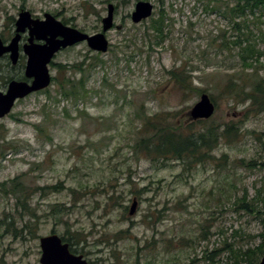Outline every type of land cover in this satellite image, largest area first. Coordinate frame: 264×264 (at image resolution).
<instances>
[{
    "label": "rangeland",
    "instance_id": "1",
    "mask_svg": "<svg viewBox=\"0 0 264 264\" xmlns=\"http://www.w3.org/2000/svg\"><path fill=\"white\" fill-rule=\"evenodd\" d=\"M136 1L0 0L4 43L14 31L8 17L15 19L21 9L39 18L48 12L95 33L108 3L115 7L106 52L85 42L61 49L48 66L56 80L18 99L0 118L7 143L0 147V183L16 177L29 190L23 209L9 184L0 185V264H39V238L50 233L75 234L74 253L89 264H217L228 259L225 242L242 249L260 242V218L240 208L238 199L254 203L259 190L262 200L254 204L264 207V111L245 97L264 77V55L255 67L243 64L233 43L237 31L222 13L237 0H148L152 14L134 23ZM161 13L165 26L155 36L151 21ZM258 14L247 15L246 33L264 51V17ZM25 62V55L15 64L0 57V90L8 76L24 77ZM80 62L88 93L65 99L57 80L78 79L70 66ZM173 69L180 80L169 73ZM202 92L213 97L215 109L201 124L189 110ZM144 116L173 126L192 124L193 130L237 123L239 135L219 139L213 158L193 165L151 161L134 150ZM239 159L253 164L246 167ZM48 185L56 190L41 189ZM133 198L137 207L129 215ZM213 250L212 262L204 256Z\"/></svg>",
    "mask_w": 264,
    "mask_h": 264
},
{
    "label": "trees",
    "instance_id": "2",
    "mask_svg": "<svg viewBox=\"0 0 264 264\" xmlns=\"http://www.w3.org/2000/svg\"><path fill=\"white\" fill-rule=\"evenodd\" d=\"M255 10H259V14L255 17H264V0H237L232 5L225 4L222 11L224 16H228L232 19L233 28L237 31V38L236 40H233V43L238 45L240 51L239 54L246 67H255L256 63L260 62V57L264 55V51L259 50L256 47L257 40L252 38L248 32L246 33V28H248V23L246 22L247 15L249 13L254 15ZM8 18L11 19L12 22L15 20L12 16H9ZM164 19L165 17L162 13L158 18L152 19L150 27L155 31V36L162 34L165 26ZM62 22L67 23V20L63 18ZM261 39L264 40V32L261 33ZM81 63L82 62L74 63L70 66L73 70L80 73L78 79H75V77H67L65 79L57 80L59 81L60 95L65 99H73L76 101L80 98H84L88 93L85 69L80 66ZM260 65L264 67V63L260 62ZM57 66L60 69L64 67L62 64H58ZM169 73L177 81L180 80L179 74L174 69L170 70ZM21 78L24 77L22 76ZM8 79H11V77L8 76ZM51 79L56 80V77L52 76ZM234 84L235 83H233V85ZM250 91L251 92L245 93V97L251 100L252 105H256L254 107L256 111H264V77L256 79V82L252 85ZM209 96L214 102L213 97L210 94ZM142 120L141 134L134 144V150L139 152L140 150L143 151L151 161L171 158L188 166L190 163L193 165L197 162H203L208 158H213L211 151L216 147L219 139L222 138L228 141H233V139L237 138L239 135V124L231 122L223 124L224 126H222L221 129L217 125L205 123L198 129L193 130L192 124L186 126H173L171 124L161 123L160 119L155 120L154 116H144L142 117ZM204 121L205 119H198V122L201 124ZM36 127L39 131H42L41 126ZM3 137L4 136H0V147L3 146V144H7ZM225 156V154L222 155L223 158H225ZM243 161V159H239V163L246 167L252 166L253 164V162L251 164L250 161H248V163H243ZM5 183L9 184L8 191L15 195L17 203H20L23 209H28V187L19 180H16V177L9 182H2L0 185L4 186ZM56 187V185H48L42 186L41 189L53 188L56 190ZM257 193L259 194L260 191L258 190ZM258 194L254 198V203L260 198ZM238 202L240 208L252 211L254 215L260 218L262 222V231L259 232L257 236L260 237L261 240L257 245L245 249L239 247L234 248L231 244H226L225 242L222 249L228 250V259L224 262L218 260L216 261L217 264H242V262H245L246 264H257L261 256L264 254V207L263 209H260L253 202L247 204L244 197L238 199ZM124 208L127 209V206H124ZM7 226L9 229H12L10 223ZM9 229L6 227L7 231ZM14 231H16V227H14ZM61 238L63 241L68 242L72 252H77L74 245L78 243L79 238L75 236V234H70V236L67 237L62 236ZM216 251L217 250H213L207 253L204 258L213 262V255Z\"/></svg>",
    "mask_w": 264,
    "mask_h": 264
},
{
    "label": "water",
    "instance_id": "3",
    "mask_svg": "<svg viewBox=\"0 0 264 264\" xmlns=\"http://www.w3.org/2000/svg\"><path fill=\"white\" fill-rule=\"evenodd\" d=\"M114 5L108 3L107 14L101 19V31L87 33L76 27L67 25L45 12L43 18L33 17L27 9H21L14 21V33L7 43L0 38V57L9 55L10 63L15 64L19 55L21 34L27 31V41L22 45L26 55L24 76L30 82L21 79H10L5 91L0 90V118L10 113L17 99L46 88L51 82L48 64L53 56L66 47L85 42L93 51L106 52L108 39L105 32L114 25ZM153 3L148 0H138L130 18L139 23L148 18L153 11ZM215 105L206 92L189 110L191 119H207L214 112ZM137 207V200L132 199L128 213L132 215ZM41 256L39 264H89L81 254L70 251L69 244L60 236L50 233L39 238ZM30 264V263H28ZM257 264H264V254Z\"/></svg>",
    "mask_w": 264,
    "mask_h": 264
},
{
    "label": "flooded vegetation",
    "instance_id": "4",
    "mask_svg": "<svg viewBox=\"0 0 264 264\" xmlns=\"http://www.w3.org/2000/svg\"><path fill=\"white\" fill-rule=\"evenodd\" d=\"M34 17V16H33ZM43 18V17H42ZM14 33V32H13ZM26 35V36H25ZM12 37V36H11ZM27 37H28V34H27V31H25L24 33H22L21 34V39H20V41H19V55H18V59H19V57H24V53H23V50H22V45L27 41ZM10 40V39H9ZM21 41H22V43H21ZM22 54V55H21ZM24 54V55H23ZM4 55H7L8 56V58H9V55L8 54H4ZM3 56V55H2ZM25 57H26V55H25ZM9 61H10V59H9ZM18 61V60H17ZM13 79V78H12ZM19 79H21V80H27L28 82H30L31 81V79H27L25 76H24V78H19Z\"/></svg>",
    "mask_w": 264,
    "mask_h": 264
}]
</instances>
